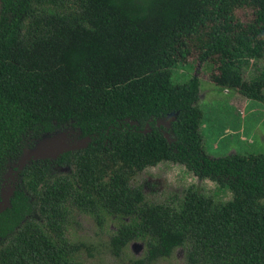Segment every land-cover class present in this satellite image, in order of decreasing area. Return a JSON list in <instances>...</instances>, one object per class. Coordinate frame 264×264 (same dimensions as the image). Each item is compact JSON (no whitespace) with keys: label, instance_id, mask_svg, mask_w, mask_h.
I'll return each mask as SVG.
<instances>
[{"label":"trees","instance_id":"1","mask_svg":"<svg viewBox=\"0 0 264 264\" xmlns=\"http://www.w3.org/2000/svg\"><path fill=\"white\" fill-rule=\"evenodd\" d=\"M239 9L251 11L248 20ZM262 57L264 0H0V169L30 133L70 124L87 141L24 169L36 200L16 187L0 212V264H84L87 245L64 232L70 206L99 225L117 219L116 257L145 241L128 264L179 247L187 264H264V153L209 155L201 79L172 78L178 64L210 63L216 85L264 103V70L249 80L243 70ZM163 160L215 180L232 199L192 187L179 208L147 201L131 180ZM66 166L73 174L50 177ZM35 209L49 232L26 219Z\"/></svg>","mask_w":264,"mask_h":264},{"label":"rangeland","instance_id":"2","mask_svg":"<svg viewBox=\"0 0 264 264\" xmlns=\"http://www.w3.org/2000/svg\"><path fill=\"white\" fill-rule=\"evenodd\" d=\"M237 13L243 20H248L251 15L249 9H239ZM193 65L178 64L172 78L175 83L188 81L196 74L201 79L199 105L203 110V118L200 128L207 153L214 157L234 153H264V103L247 98L237 88L216 85L210 79L212 64L197 65L194 60ZM243 70L246 80L258 75L264 70V57L250 59ZM173 118H166V123L170 124ZM85 144L79 131L70 124L39 137L34 136V133L28 134L22 142L21 153L8 158L0 169V190L7 175L12 174L14 185L25 189L36 200L21 173L24 165L52 157L64 149H81ZM73 172L74 167H55L50 177ZM131 185L141 186L147 201L167 203L176 208L180 207L186 191L192 187L213 197L218 203L226 202L233 196L231 190L220 186L215 180L201 178L184 164L169 160L148 165L133 177ZM26 219L36 221L50 231L46 219L37 209ZM65 226V236L71 242H84L89 247L78 253V259L84 264H128L129 257H141L145 252L146 242L143 240L132 241L121 257L110 252L109 239L117 227V219L113 216L106 217L104 224L99 225L91 214L70 206ZM152 264H187L185 250L176 248L170 257L158 259Z\"/></svg>","mask_w":264,"mask_h":264},{"label":"flooded vegetation","instance_id":"3","mask_svg":"<svg viewBox=\"0 0 264 264\" xmlns=\"http://www.w3.org/2000/svg\"><path fill=\"white\" fill-rule=\"evenodd\" d=\"M82 139H84V138H82ZM85 146H86V144H85ZM40 160H43V159H40ZM37 161H39V160H37ZM37 161H34V162H37ZM34 162H31V163H28V164L24 165V168H22L20 166L23 169L22 172H21L23 176H24V174H23L24 169L27 166H29L30 164L34 163ZM61 168H63V167H61ZM13 181H14V175L8 174L7 177H6V179H5V181H4V183H3V186L1 187L0 196H1V199H2V205L0 206V212L3 211V210H5L6 208H8V206L10 205V198L13 195L14 189L16 188V186L14 185V182ZM6 200L8 201V204L6 203Z\"/></svg>","mask_w":264,"mask_h":264},{"label":"water","instance_id":"4","mask_svg":"<svg viewBox=\"0 0 264 264\" xmlns=\"http://www.w3.org/2000/svg\"><path fill=\"white\" fill-rule=\"evenodd\" d=\"M72 149H73V148H72ZM64 150H68V149H64ZM64 150H61L60 152H62V151H64ZM35 152H36V151H35ZM60 152H59V153H60ZM59 153H58V154H59ZM56 155H57V154L53 155L52 157H54V156H56ZM6 203L8 204V201H7V200H6Z\"/></svg>","mask_w":264,"mask_h":264}]
</instances>
